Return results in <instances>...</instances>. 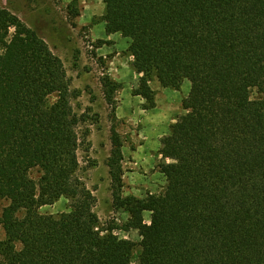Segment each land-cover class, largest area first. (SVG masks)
I'll use <instances>...</instances> for the list:
<instances>
[{
    "label": "trees",
    "instance_id": "1",
    "mask_svg": "<svg viewBox=\"0 0 264 264\" xmlns=\"http://www.w3.org/2000/svg\"><path fill=\"white\" fill-rule=\"evenodd\" d=\"M103 2L107 32L130 39L142 75L134 93L150 108L153 78L174 89L191 82L185 113L161 139L176 162L164 170L165 194H123L124 142L113 125V206L141 240L101 221L79 174L83 118L64 62L0 5V197L9 200L0 264H264V0ZM102 85L114 105L121 84L105 76ZM61 197L68 211L39 212Z\"/></svg>",
    "mask_w": 264,
    "mask_h": 264
},
{
    "label": "rangeland",
    "instance_id": "2",
    "mask_svg": "<svg viewBox=\"0 0 264 264\" xmlns=\"http://www.w3.org/2000/svg\"><path fill=\"white\" fill-rule=\"evenodd\" d=\"M0 5L35 29L62 58L73 92L72 104L83 118L79 127V174L96 196L94 209L101 221L115 222L120 237L139 242L138 230L127 227L129 214L113 206L107 165L111 127L115 125L124 142L123 194L163 196L167 186L164 170L176 162L161 153V139L185 113L183 99L190 92L191 82L186 80L180 89H174L153 78L150 84L156 104L150 108L142 95L134 93L142 75L134 70L133 58L127 52L130 39L106 30L103 0H0ZM105 76L121 84L114 105L104 95ZM8 204L9 200L0 197V217ZM69 204L67 197H61L40 207L39 212L59 214L68 211ZM144 217L150 222L151 212H144ZM5 237L1 226L0 239ZM139 250L136 246L134 263Z\"/></svg>",
    "mask_w": 264,
    "mask_h": 264
},
{
    "label": "crops",
    "instance_id": "3",
    "mask_svg": "<svg viewBox=\"0 0 264 264\" xmlns=\"http://www.w3.org/2000/svg\"><path fill=\"white\" fill-rule=\"evenodd\" d=\"M119 33V32H118Z\"/></svg>",
    "mask_w": 264,
    "mask_h": 264
}]
</instances>
